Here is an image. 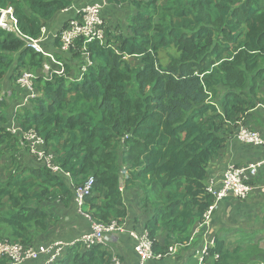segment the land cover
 Instances as JSON below:
<instances>
[{
	"label": "trees",
	"instance_id": "trees-1",
	"mask_svg": "<svg viewBox=\"0 0 264 264\" xmlns=\"http://www.w3.org/2000/svg\"><path fill=\"white\" fill-rule=\"evenodd\" d=\"M113 2L131 9L125 28L103 20L104 43L78 38L68 53L56 37L54 55L64 61V74L48 78L38 72L46 57L28 43L71 0H0L10 19L0 25L1 241L33 245L56 223L55 204L75 205L76 189L89 179L78 212L94 223H122L123 192L136 188L137 205L151 213L143 230L160 256L170 240L187 245L189 225L202 221L213 203L207 165L234 123L255 107L264 81V0ZM82 47L91 65L79 80L70 63ZM27 71L35 75L36 95L4 113L3 83ZM31 135L43 141L35 150ZM159 231L166 232L162 244ZM245 247L240 258L239 247L229 252L216 238L208 249L218 255L211 264H236L259 251ZM111 258L105 245L76 244L53 264H110Z\"/></svg>",
	"mask_w": 264,
	"mask_h": 264
},
{
	"label": "crops",
	"instance_id": "crops-1",
	"mask_svg": "<svg viewBox=\"0 0 264 264\" xmlns=\"http://www.w3.org/2000/svg\"><path fill=\"white\" fill-rule=\"evenodd\" d=\"M92 3L102 5L101 13L104 21H106L105 23L113 27L122 24L120 15L121 12L124 13V7L127 6L119 8L113 0H71V4L67 8L45 22L42 28L43 34L39 42L40 45L46 51L54 54L57 50L55 35L73 17L75 14H73V10L75 8L78 10L83 5ZM67 11L70 13L68 18L64 16ZM128 14L127 12L126 15ZM50 21L52 22L49 24ZM53 33L54 35H52ZM48 37H53L52 46L49 45ZM81 62H76L78 69L82 65ZM38 72L40 73V71ZM2 89L1 96L6 103L4 113H8L7 110L10 107L14 110L19 100H22L27 94L25 90L17 88L15 81H12V79H6ZM256 98L258 102L255 107L244 113L240 120L259 131L264 139V81L259 87ZM237 122L231 127L230 133L226 136L218 155L207 165V187L219 188L229 166L246 164L259 159L263 154L259 147L240 142L235 137ZM248 182L252 189L246 199L239 200L230 195L224 196L214 204L211 215L205 223L196 220L192 225H189L187 232L190 236V242L187 245L183 246L184 243L177 245L170 240L169 243L173 245H171L168 252L149 259L144 264H199L198 258H200L201 251L204 248L207 250L211 248L216 238L222 240L223 249L229 252H233L237 247L240 248V251H243L247 243L251 246H257L259 251L247 258H262L264 254V166L258 170L257 174L250 177ZM139 194L141 195L136 188L123 192V200L127 208V216L123 223L125 229L122 232L105 236V246L108 247V251L112 255L118 256L124 264L139 263L133 250L136 240L132 234H140L144 229L145 221L151 215L150 212H144L137 205ZM55 205L56 208L53 211L58 219L55 224L48 228L47 232L40 233L34 238L32 246L35 249L50 242L53 238L70 241L90 229L91 220L80 214L74 203L71 202L66 208H63L59 203ZM165 235V231L157 233V240L161 244L164 243ZM240 251L238 250L237 254L240 258H244ZM212 260H215V258L204 256L202 264H211ZM32 263V261L26 260L22 264ZM0 264L7 263L0 260ZM261 264H264V262H261Z\"/></svg>",
	"mask_w": 264,
	"mask_h": 264
},
{
	"label": "built area",
	"instance_id": "built-area-1",
	"mask_svg": "<svg viewBox=\"0 0 264 264\" xmlns=\"http://www.w3.org/2000/svg\"><path fill=\"white\" fill-rule=\"evenodd\" d=\"M101 11L102 5L99 3L85 4L80 9L76 10L73 17H71L55 35V37H58L59 40V50L62 53H68L70 48L74 46L75 40L78 38L83 39V44L93 40H97L101 44L104 43L106 34ZM11 20H13L12 17ZM0 25L7 26L6 23H4V20L1 21ZM42 34L43 29L41 30V34L38 38L29 40L28 45L36 52L46 57V60L53 63L51 68L45 65L46 61L44 62L42 70H45L46 73H42L43 76L50 78V74L52 73L63 75L64 61L58 59L53 53L46 51L40 45L39 42L41 41ZM81 50L83 52L81 57L75 60L82 61V65L78 69V75L72 76L79 80L81 79L82 74L86 71L87 66L89 64L91 65V61L88 59L89 56L85 51V47H82ZM34 77L35 75L31 71H27L22 72L15 80L17 88L25 90L27 94L22 99L24 102H19L18 105L15 106L14 110L28 102L29 97L36 95L32 85ZM11 130L15 131V127L13 125L11 126ZM30 137L33 139L32 144L34 146V150L37 145L41 146L43 144L42 139L37 138L34 135H31ZM235 137L240 142L259 147L263 154L259 159L246 164L229 166L225 172L223 180H221L219 188L214 189L212 187H206L207 192L213 197V203L205 211L203 220L201 221L202 223H205L211 215L214 204L224 196L230 195L239 200L246 199L252 189L248 182L249 178L257 174L258 170L264 166V139L259 131L253 129L240 120L237 122ZM38 155L40 157L44 156L42 151H39ZM43 159L46 160L47 164L53 171L58 170V167L53 164L50 155L46 154ZM91 183L92 180L89 179L83 186L76 189L74 202L78 211H80L82 196L87 192ZM84 216L90 220L88 216ZM123 223L124 221L119 223L118 221L113 220L110 223L103 225L91 221L90 229L80 234L77 238L70 241L53 238L50 242L40 246L38 249H35L32 245L23 246L18 243H11L6 240H2L0 241V258H5L7 260V264H22L26 260L32 261V264H53L61 260L67 254L68 249L76 244H80L82 248L85 249L90 248L94 244L100 243L105 245V236L107 234L122 232L125 229ZM132 236L136 240L133 245V250L138 257V264H144L147 260L160 256L153 253L152 241L144 230L138 235L133 233ZM204 256H209V252L205 248L201 251L200 258H198L199 264H202ZM217 257V254L214 255L215 259ZM110 264L124 263L120 260V258H118V256L112 255Z\"/></svg>",
	"mask_w": 264,
	"mask_h": 264
},
{
	"label": "rangeland",
	"instance_id": "rangeland-1",
	"mask_svg": "<svg viewBox=\"0 0 264 264\" xmlns=\"http://www.w3.org/2000/svg\"><path fill=\"white\" fill-rule=\"evenodd\" d=\"M76 10H77V8H75L74 10H73V14L76 12ZM129 9L127 8V7H124V13H122L121 12V15H120V21H122V24H124V25H119V27L120 28H125L124 26H125V22H126V20H127V12L130 14V12H131V9L128 11ZM128 14V15H129ZM69 15H70V13L67 11L66 12V14L64 15L66 18H68L69 17ZM4 23H5V21L6 22H9L10 21V19H9V17L7 16V14L4 16ZM104 20V19H103ZM52 21H50L49 22V24L51 23ZM52 35H54V33L52 34ZM49 38V37H48ZM43 41H44V39H43ZM48 41V40H47ZM45 42V41H44ZM52 42H53V37H51V38H49V45L50 46H52ZM78 59V58H77ZM126 61L130 64V65H133V66H137V65H139V60H138V58H136V57H126ZM76 62H78V60H73V61H71V63H70V66H71V68H72V70L70 71V74H71V76H75V75H78V73H79V70H78V66H77V64H76ZM45 65H47L48 67H51L52 68V65H53V63H51L49 60H46V64ZM40 72L41 73H46L45 72V70H40ZM35 90V89H34ZM19 102H24L23 100H19ZM27 103V102H26ZM25 103V104H26ZM0 110H4V109H0ZM16 110H18V109H16ZM16 110H13L12 109V107H10L7 111H9V113L11 114V113H14ZM10 121V120H9ZM12 125L15 127V123L13 122L12 123ZM4 162H2V161H0V172L3 170V168H4ZM1 241V240H0ZM245 250L246 249H244V251L241 253V255H243L244 256V254H245ZM263 257H264V254H263ZM245 258L246 260H239V261H237L236 262V264H261V262H264V258ZM258 260H260V261H258Z\"/></svg>",
	"mask_w": 264,
	"mask_h": 264
},
{
	"label": "water",
	"instance_id": "water-1",
	"mask_svg": "<svg viewBox=\"0 0 264 264\" xmlns=\"http://www.w3.org/2000/svg\"><path fill=\"white\" fill-rule=\"evenodd\" d=\"M4 16H5V11L0 9V23L1 21H3ZM120 186H122L121 182H120Z\"/></svg>",
	"mask_w": 264,
	"mask_h": 264
}]
</instances>
